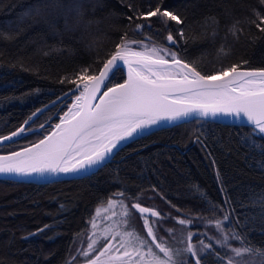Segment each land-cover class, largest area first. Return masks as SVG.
Here are the masks:
<instances>
[{"label":"trees","instance_id":"16d2710c","mask_svg":"<svg viewBox=\"0 0 264 264\" xmlns=\"http://www.w3.org/2000/svg\"><path fill=\"white\" fill-rule=\"evenodd\" d=\"M55 3L57 0H0V33L14 37L0 38L3 65L0 67V135L14 131L36 108L67 92L72 85L61 84V77H71L98 58H106L105 53L114 48L125 32L133 40L151 36L149 47L179 48L182 58L186 62L195 61L202 74L233 63L239 65L241 61L248 62L244 65L246 69L264 68V33L252 23L256 20L254 10L264 14V5L259 0H84V20L93 21L87 29L83 25L66 29V19L73 23L69 0H59L64 5L62 9L53 7ZM129 3L142 10H147L149 5L154 9L158 3L162 4V10H177L187 43L168 45L164 39L168 30L155 17L151 18V31L145 28L141 34H135L132 31L135 23L127 19L134 16ZM38 4L47 10V24L30 12ZM58 12L59 22L49 26ZM206 16H214L219 22L215 36L211 27L205 28ZM170 24L173 34H178L181 25ZM233 25L237 35L230 31ZM53 46L61 50L51 51ZM221 47L226 55L218 51ZM46 52L51 54L45 55ZM122 81L123 72H117L108 87ZM68 103V99L55 103L31 126L37 128L46 120L48 125H53L57 120L54 115L62 114ZM50 129L46 126L39 135L26 134V138L0 146V150H17L38 141ZM198 130L205 133L206 147L195 142ZM250 133L248 126L192 120L130 142L112 161L85 177L48 184L0 180V264H63L77 247H86L85 220L92 210L98 204H105L107 197L121 185H126L132 196L142 192L139 202L143 206L172 217L200 215L223 219L228 212L232 223L225 231L235 227L241 235L247 234L253 246L264 248V139H257L255 149L242 145L241 138ZM197 185L223 211H206L195 190ZM153 186L156 191L152 190ZM225 200L229 202L225 204ZM61 203L66 204L62 214ZM45 224L53 227L27 240L21 239ZM163 224L164 229L180 228L181 232L175 231L179 239L182 231L184 236L188 231L217 235L214 228L205 229L200 220H193L183 230L172 219H166ZM81 230L83 235L73 242V235ZM163 234L166 238L167 233ZM198 240L196 237L193 242ZM233 246L240 245L234 242ZM217 250L223 255L219 246ZM205 261L215 264L211 255ZM82 263L83 260H76V264Z\"/></svg>","mask_w":264,"mask_h":264},{"label":"snow or ice","instance_id":"6c2138e0","mask_svg":"<svg viewBox=\"0 0 264 264\" xmlns=\"http://www.w3.org/2000/svg\"><path fill=\"white\" fill-rule=\"evenodd\" d=\"M259 2L264 5V0ZM53 7L62 9L64 5L57 0ZM128 7L134 13V16L127 19L135 23L132 29L135 34H141L145 28L151 31V18L155 17L159 19L162 28L168 30L164 38L168 45L176 46L180 41L187 43L183 20L177 10H162L161 3L154 9L149 5L147 10L134 7L131 3ZM68 8L73 14V23L69 24L66 19V29L81 25L87 29L93 23L84 20V0H69ZM30 12L48 23L44 6L38 4ZM60 15L58 12L57 18L49 26L54 27ZM254 15L256 20L252 23L264 33V14L254 10ZM170 22L181 25L178 34H173ZM218 24L214 16L204 18L205 28L211 27L213 36L217 33ZM230 31L237 35L235 25ZM0 38L14 39L2 33ZM151 39V36H145L143 40H133L125 32L119 42L114 44V48L105 53L106 58H98L74 72L71 77H61V84L72 87L57 97L53 105L62 98L71 99L67 111L59 116L58 123L48 125L46 120L38 128H33L31 125L35 119L48 106L36 108L14 131L0 135V146L16 144L18 138H26L25 134L39 135L46 130V126L51 127L43 139L21 146L19 150H0V174L68 175L99 170L109 156L115 155L122 145L126 146V142L134 141L153 128L190 122L187 119L189 117L199 119L222 115L242 121L240 126H248L251 133L242 137L240 142L255 149L257 139H264V68L248 70L244 67L248 62L241 61L239 65L233 63L229 67L202 74L195 61L186 62L182 58L179 48L149 47ZM60 50L57 46L51 49ZM218 51L227 54L223 47ZM0 67L3 65L0 64ZM125 68L127 78L122 83L108 87L116 73ZM195 142L206 147L202 130L197 131ZM194 187L206 205V211H223L222 206L211 201L198 185ZM152 190L156 191V187L153 186ZM142 198V192L130 195L126 185H121L118 191L111 193L107 197L106 206L98 204L92 210V215L85 220L88 229L86 247H77L75 253L65 259L63 264H76L78 258L84 264H206L205 258L209 255L214 258L215 264H264V248L253 246L247 234L241 235L235 227L225 231V227L232 223L230 213L225 212L223 219L200 215L177 218L162 214L156 208L143 206L139 202ZM128 200L133 202L129 205L126 203ZM228 202L225 200V204ZM171 207L180 211L175 205ZM65 208L66 204H59L61 214ZM134 213L143 221L146 236L132 227ZM166 219L174 220L182 230L192 224L193 220H200L204 222L205 229L214 228L217 235H209L207 231H188L184 236L182 231L180 243L183 247H172L164 236L159 235L160 227ZM52 227L45 224L21 239L27 240ZM164 231L175 240V229ZM82 235L83 230L74 234L73 242L77 236ZM196 237L199 240L194 243ZM234 242L240 246L234 247Z\"/></svg>","mask_w":264,"mask_h":264},{"label":"water","instance_id":"95a60500","mask_svg":"<svg viewBox=\"0 0 264 264\" xmlns=\"http://www.w3.org/2000/svg\"><path fill=\"white\" fill-rule=\"evenodd\" d=\"M248 70H251V69H248ZM122 72H123V80L124 79H126L127 78V69L125 68V69H123L122 70ZM123 82V81H122ZM122 82H120V83H122ZM106 90V89H105ZM78 94V93H77ZM61 97V96H60ZM64 98H62L61 100H63ZM57 99H55L54 101H52V102H50V103H48L47 104V109L49 108V107H51L52 105H53V102H55ZM69 100V103L68 104H70L71 103V99H68ZM44 107V106H43ZM43 107H41V108H43ZM65 111H67V107H66V109H65ZM63 114V113H62ZM62 114H60V115H62ZM60 115H54L55 116V118L57 119L56 120V122L54 123V124H56V123H58L59 122V116ZM53 116V117H54ZM189 121H192V120H207V121H212V122H216V123H221V124H228V125H241L243 122L242 121H236L235 119H233V118H229V117H225V116H217V117H206V118H199V119H197V118H193V117H189V118H187ZM182 123H184V122H179V124H182ZM53 124V125H54ZM177 125V123H172V124H166V125H164L163 127H161V128H153V129H151L149 132H146V133H144L141 137H143V136H146V135H148V134H150V133H152V132H155V131H157V130H161V129H164V128H169V127H173V126H176ZM38 128V127H37ZM51 131V129L48 131V132H50ZM47 132V133H48ZM46 133V134H47ZM45 134V135H46ZM26 135V134H25ZM43 137H44V135H43ZM43 137L41 138V139H43ZM141 137H139V138H141ZM139 138H137V139H139ZM19 139V138H18ZM137 139H135V140H137ZM130 142H132V141H129V142H126V145L127 144H129ZM124 147V145H122L121 146V148H123ZM121 148L120 149H118L117 150V152H119V150H121ZM17 150H19V149H17ZM117 152H116V154H117ZM115 154V155H116ZM115 155H113V156H109L108 157V159L104 162V164L103 165H105L106 163H108V162H110V161H112L113 159H114V157H115ZM100 168V167H99ZM97 170L96 169H92V170H90L89 172H87V173H81V174H68V175H65V174H56V175H52V174H49V173H46V174H44V175H31V176H17V175H5V174H0V180H12V181H16V182H25V183H34V184H48V183H51V182H55V181H60V180H69V179H76V178H81V177H85V176H87V175H90V174H92V173H94V172H96Z\"/></svg>","mask_w":264,"mask_h":264},{"label":"rangeland","instance_id":"374dc122","mask_svg":"<svg viewBox=\"0 0 264 264\" xmlns=\"http://www.w3.org/2000/svg\"><path fill=\"white\" fill-rule=\"evenodd\" d=\"M126 203H128L129 205L131 204L128 201H126ZM103 205L106 206V203L103 204ZM109 215H111V214L109 213ZM131 225L141 235L146 236L143 233L144 232L143 221L141 220V218H140V216L138 214H135V213L133 214V217H132V220H131ZM164 228H166V226L164 224H162V226L160 227V231H159V235L160 236H164V234H163L164 233ZM173 229H175V228H173ZM176 232H181V229L180 228H177V231ZM166 238H170V237H168V235H167ZM180 240L181 239H179L177 237H175V240H173V239H170V240L166 239V241L169 243L170 246L176 247V248L182 247V244L180 243ZM82 264H84V262Z\"/></svg>","mask_w":264,"mask_h":264}]
</instances>
